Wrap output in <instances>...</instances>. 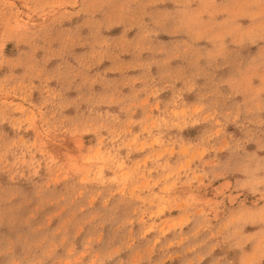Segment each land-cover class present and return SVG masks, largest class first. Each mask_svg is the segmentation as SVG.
Segmentation results:
<instances>
[{
  "label": "rangeland",
  "instance_id": "374dc122",
  "mask_svg": "<svg viewBox=\"0 0 264 264\" xmlns=\"http://www.w3.org/2000/svg\"><path fill=\"white\" fill-rule=\"evenodd\" d=\"M0 264H264V0H0Z\"/></svg>",
  "mask_w": 264,
  "mask_h": 264
},
{
  "label": "bare ground",
  "instance_id": "6f19581e",
  "mask_svg": "<svg viewBox=\"0 0 264 264\" xmlns=\"http://www.w3.org/2000/svg\"><path fill=\"white\" fill-rule=\"evenodd\" d=\"M228 186V183H225L224 184V187H227ZM234 194V193H233ZM237 199V195H234V196H231V201L234 202L235 200ZM230 201V200H229ZM230 201V203H231Z\"/></svg>",
  "mask_w": 264,
  "mask_h": 264
}]
</instances>
